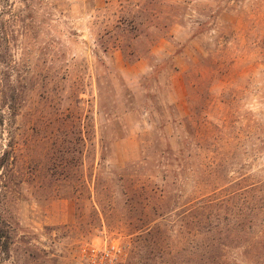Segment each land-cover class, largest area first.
<instances>
[{
	"label": "rangeland",
	"instance_id": "rangeland-1",
	"mask_svg": "<svg viewBox=\"0 0 264 264\" xmlns=\"http://www.w3.org/2000/svg\"><path fill=\"white\" fill-rule=\"evenodd\" d=\"M10 142L0 264H91L112 245V264H154L130 184L166 197L148 220L177 247L183 205L264 178V0H0V156ZM199 151L219 153L222 181L196 183Z\"/></svg>",
	"mask_w": 264,
	"mask_h": 264
},
{
	"label": "trees",
	"instance_id": "trees-1",
	"mask_svg": "<svg viewBox=\"0 0 264 264\" xmlns=\"http://www.w3.org/2000/svg\"><path fill=\"white\" fill-rule=\"evenodd\" d=\"M1 97L4 100L3 106L6 104L8 116L14 120L20 104L7 95L2 94ZM190 121L195 120L192 117ZM191 144L192 142H187L189 147L186 146L185 151L179 149V155L184 154V161L193 158L188 154ZM198 148L201 150L200 146ZM14 151L15 147L10 142L0 156V198L3 190L1 185L6 183L9 174L14 170ZM164 153L176 155L169 145ZM203 153L199 151L194 155V174L196 183L208 187L222 181L225 161L219 157V153L216 154L217 158ZM202 156L207 160L204 163L201 162ZM189 165H192L190 171L193 170L191 162H184V166ZM197 165H200V169L196 168ZM249 180L250 177H245L231 186L214 188L209 194L198 196L196 200L183 205L180 216L182 231L179 233L177 247L167 243L169 236L166 231L156 226L158 218L148 220V210L159 213L168 207L166 197H156L159 190L156 186L130 184L127 187L128 198L125 203L130 202L133 209L143 210V217L133 218L135 220L132 219L129 224L139 230L140 235L136 242H143L144 246L138 251L145 248L152 260H155L154 264H158L157 259L162 261L159 264H264V178L252 184H248ZM188 181L189 179L184 178V183ZM141 192L146 197L138 194ZM187 235H191L190 240ZM12 244L11 234L0 229V248L9 252ZM236 251H239L240 259L234 256ZM167 258L173 259V262L166 261Z\"/></svg>",
	"mask_w": 264,
	"mask_h": 264
},
{
	"label": "built area",
	"instance_id": "built-area-1",
	"mask_svg": "<svg viewBox=\"0 0 264 264\" xmlns=\"http://www.w3.org/2000/svg\"><path fill=\"white\" fill-rule=\"evenodd\" d=\"M71 4H88L96 2H110L111 0H66ZM120 254V249L116 246L93 248L91 250V264H112L114 259Z\"/></svg>",
	"mask_w": 264,
	"mask_h": 264
}]
</instances>
